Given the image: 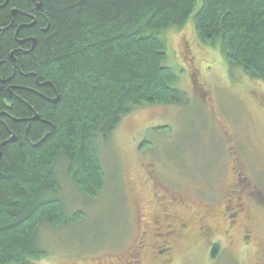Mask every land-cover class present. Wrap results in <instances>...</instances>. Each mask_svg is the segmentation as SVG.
<instances>
[{
	"label": "trees",
	"instance_id": "trees-1",
	"mask_svg": "<svg viewBox=\"0 0 264 264\" xmlns=\"http://www.w3.org/2000/svg\"><path fill=\"white\" fill-rule=\"evenodd\" d=\"M190 21L264 80V0H0V264L47 257L41 229L75 221L57 167L96 199L99 142L139 108L188 104L161 34Z\"/></svg>",
	"mask_w": 264,
	"mask_h": 264
},
{
	"label": "rangeland",
	"instance_id": "rangeland-1",
	"mask_svg": "<svg viewBox=\"0 0 264 264\" xmlns=\"http://www.w3.org/2000/svg\"><path fill=\"white\" fill-rule=\"evenodd\" d=\"M161 37L188 104L139 108L99 142L107 181L96 199L57 167L59 198L75 221L41 229L48 253L33 264H111L135 250L144 222L167 216L187 225L173 264H264V80L232 67L193 21ZM239 185L246 213L231 226L223 210ZM144 260L163 264L150 251Z\"/></svg>",
	"mask_w": 264,
	"mask_h": 264
},
{
	"label": "flooded vegetation",
	"instance_id": "flooded-vegetation-1",
	"mask_svg": "<svg viewBox=\"0 0 264 264\" xmlns=\"http://www.w3.org/2000/svg\"><path fill=\"white\" fill-rule=\"evenodd\" d=\"M235 189H237V191L231 193L233 196L238 195L236 202L233 201L229 203L228 201V206H225L223 210L225 211L224 216L231 226H235L236 219L242 213H246L244 207L247 206V204L243 202L244 197L242 196L246 195L242 185L237 186ZM170 201L176 204L181 202L173 198H171ZM233 205H235V207ZM262 206L264 208V205ZM172 217L173 216H167V219H165L170 223H163V220L159 219L149 221V223L144 222L140 234L141 239L138 240V246H135V250L126 255L125 258H120L119 260L111 262V264H144V255L147 251H150L151 255L161 260L163 264H173L174 243L178 238L183 237L187 230V225L183 222L171 221L170 219Z\"/></svg>",
	"mask_w": 264,
	"mask_h": 264
}]
</instances>
